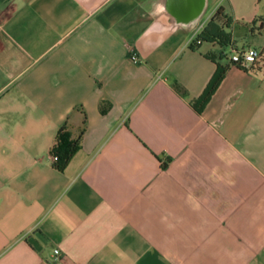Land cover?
Listing matches in <instances>:
<instances>
[{
  "label": "crops",
  "instance_id": "crops-1",
  "mask_svg": "<svg viewBox=\"0 0 264 264\" xmlns=\"http://www.w3.org/2000/svg\"><path fill=\"white\" fill-rule=\"evenodd\" d=\"M212 18L223 38L198 42ZM247 47L264 52V0H0V264H264ZM65 123L82 137L59 170Z\"/></svg>",
  "mask_w": 264,
  "mask_h": 264
},
{
  "label": "trees",
  "instance_id": "trees-1",
  "mask_svg": "<svg viewBox=\"0 0 264 264\" xmlns=\"http://www.w3.org/2000/svg\"><path fill=\"white\" fill-rule=\"evenodd\" d=\"M221 12L222 9L219 8L217 14H221ZM223 35L224 32L222 31V27L220 26L219 22L216 18H212L204 27V29L199 33L197 39L214 41L215 39H222ZM225 44H228V42L225 41ZM224 56V52H222L221 57L223 58ZM226 68V66L219 65L216 74L213 76L204 93L199 99H197L196 108L199 112L203 110L206 103L210 100V98L220 85L225 76ZM174 86L178 91L184 92V89L180 83L176 82ZM83 133L84 131L82 132V134ZM81 137L82 135L77 139H73L68 125L65 123L61 126L58 132L57 142L52 149V154L57 156V159L53 158L54 166L57 169L64 170L68 166L71 158L80 148ZM159 158L162 160L163 167L167 166L168 162L171 160V157H167L165 160H163V157L161 156H159Z\"/></svg>",
  "mask_w": 264,
  "mask_h": 264
},
{
  "label": "built area",
  "instance_id": "built-area-1",
  "mask_svg": "<svg viewBox=\"0 0 264 264\" xmlns=\"http://www.w3.org/2000/svg\"><path fill=\"white\" fill-rule=\"evenodd\" d=\"M202 39H198V42H201ZM134 62L139 61L137 53H133L131 56ZM231 61L243 68H248L254 65L257 62L264 61V52L258 47H247L244 49H231ZM54 159H57V156L53 155ZM56 254L60 253L59 249L55 250Z\"/></svg>",
  "mask_w": 264,
  "mask_h": 264
},
{
  "label": "rangeland",
  "instance_id": "rangeland-1",
  "mask_svg": "<svg viewBox=\"0 0 264 264\" xmlns=\"http://www.w3.org/2000/svg\"><path fill=\"white\" fill-rule=\"evenodd\" d=\"M214 9V4H213V1H212V4H211V9H210V11L211 10H213ZM240 20V19H239ZM240 21H242V20H240ZM243 22V21H242Z\"/></svg>",
  "mask_w": 264,
  "mask_h": 264
}]
</instances>
